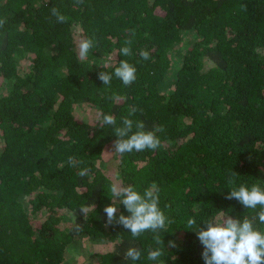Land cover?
Instances as JSON below:
<instances>
[{
    "label": "trees",
    "instance_id": "obj_1",
    "mask_svg": "<svg viewBox=\"0 0 264 264\" xmlns=\"http://www.w3.org/2000/svg\"><path fill=\"white\" fill-rule=\"evenodd\" d=\"M0 19V264H73L78 238L93 248L91 264H204L189 218L205 228L218 211L256 215L259 207L225 196L232 171L235 186L264 188V0H0ZM82 38L95 44L84 60ZM119 60L136 80L125 86L113 75L104 85L98 73ZM132 106L142 111L130 119L164 131L157 149L121 157L113 126L97 114L121 126ZM113 183L141 194L159 187L171 221L159 232L163 246L156 233L134 238L106 223L112 201L117 217L129 215ZM129 247L138 261L124 258ZM157 247L159 261L148 260Z\"/></svg>",
    "mask_w": 264,
    "mask_h": 264
},
{
    "label": "clouds",
    "instance_id": "obj_2",
    "mask_svg": "<svg viewBox=\"0 0 264 264\" xmlns=\"http://www.w3.org/2000/svg\"><path fill=\"white\" fill-rule=\"evenodd\" d=\"M77 4H82L83 0H76ZM51 14L56 17L58 23H66L68 17L61 14L55 7L51 9ZM5 21L0 19V27ZM134 35V33H133ZM132 39H126L124 46L119 49V54L125 57L130 56ZM79 57L81 60L87 58L89 52L95 47L91 38H82L79 41ZM143 60H148L150 54L146 50L139 53ZM118 78L123 85L129 86L136 80V68L127 60H119L118 66L114 68L113 73L101 71L98 78L104 85H110L112 76ZM137 111L135 106L129 108L128 116L122 118L121 126H116V118L111 114L98 112L97 120L101 126H113L114 134L117 139L113 142L114 153L120 154L132 151H144L146 149L155 150L160 146L158 132H163V126L156 125L152 130H145L143 121L130 119ZM133 128L136 130L133 131ZM69 163H73V158L69 157ZM81 176L88 174V170H82ZM237 176L232 171L228 178V183L233 185L226 199H236L247 209L255 210L259 207L254 217L234 218L224 211H218L219 216L204 220L205 228L196 227V219L187 220V229L195 226L194 230L199 242L203 246L202 258L204 264H264V231L256 227V221L264 224V188L259 184H252L248 187L245 184L235 186L233 177ZM112 197L119 201L129 213V215L120 214L117 217V204L113 201L106 205L103 211L106 213V223L111 225L113 222L122 225L129 230L132 237H139L145 232L156 233L153 239L157 245H162L159 232L164 230L166 224L171 221L159 207V187L153 183L141 194L132 185H123L122 183H113L110 187ZM93 207V206H92ZM94 208V207H93ZM83 212V209H81ZM79 230V225H77ZM170 247H175L174 242L169 241ZM164 248V247H163ZM163 255L160 247L148 252V260L159 261ZM124 258L133 262L141 258V251L136 247H129L124 253Z\"/></svg>",
    "mask_w": 264,
    "mask_h": 264
},
{
    "label": "rangeland",
    "instance_id": "obj_3",
    "mask_svg": "<svg viewBox=\"0 0 264 264\" xmlns=\"http://www.w3.org/2000/svg\"><path fill=\"white\" fill-rule=\"evenodd\" d=\"M89 247L92 248L87 240H84L83 238L75 239L74 242L69 246L70 250L71 251L74 250V252H72V257H69L68 261H71V263L73 264H91L96 257L94 255L95 252L93 251V248H92V254L91 252H89L91 251ZM108 247L109 246L106 243L105 244L103 243V245L101 243L100 246L101 250H105ZM76 252H80V253L76 255Z\"/></svg>",
    "mask_w": 264,
    "mask_h": 264
}]
</instances>
